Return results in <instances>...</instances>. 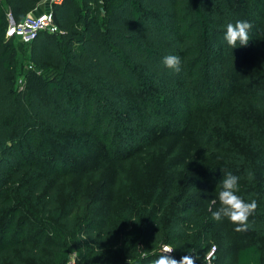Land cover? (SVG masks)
Returning <instances> with one entry per match:
<instances>
[{"label": "trees", "instance_id": "obj_1", "mask_svg": "<svg viewBox=\"0 0 264 264\" xmlns=\"http://www.w3.org/2000/svg\"><path fill=\"white\" fill-rule=\"evenodd\" d=\"M40 1L0 0V264H65L64 234L80 241L73 264L149 263L165 245L177 261L212 246L209 259L222 244L201 204L182 202L192 189L172 200L171 184L156 188L141 210L119 215L95 203L81 218L76 196L61 206L49 181L69 156L106 164L198 129L218 154L215 172L238 176V195L258 202L235 264H264V56L252 47L264 38V0H61L51 6L56 32L5 37L8 15L17 23ZM236 21L252 25V43L232 49L223 36ZM18 44L28 61L19 77ZM170 54L178 74L162 64ZM210 85L227 106L214 113L191 105ZM11 229L21 244L6 242Z\"/></svg>", "mask_w": 264, "mask_h": 264}, {"label": "rangeland", "instance_id": "obj_2", "mask_svg": "<svg viewBox=\"0 0 264 264\" xmlns=\"http://www.w3.org/2000/svg\"><path fill=\"white\" fill-rule=\"evenodd\" d=\"M249 42L252 43L250 36ZM252 47L259 55L264 56V38L262 36L252 43ZM17 48L16 73L19 77L28 68L27 46L18 44ZM220 91L222 92L221 86L218 88L212 87V85L204 87L202 98L197 96L196 101L191 105L211 113H214L217 108L220 111L223 109L222 107L226 106V103L224 106L220 104ZM200 113L201 111L196 113L194 118H198ZM201 116L202 120L210 119V115L206 117V112H203ZM186 123L191 129L189 122L186 121ZM198 130L192 135H189L191 130L189 133L185 130L180 137L170 135L159 140V146L155 147L152 152L144 153L134 150L127 157L106 164L90 163L69 156L64 161L67 164L63 163L57 171H53L49 181L55 185L58 202L61 206L64 205L69 194L76 196L78 216L81 218H86V213L90 209L89 205L95 203L97 205L96 212L106 210L119 215L120 211L127 206L134 211L141 210L139 205L144 206L151 199L156 188L171 184L174 190L172 200H178L186 189H192V193L184 196L182 202L192 200L201 204L200 212L203 215V221L212 225L215 240H220L219 243L222 246L219 248L218 243L213 242L212 245L216 244L217 251L209 259L212 246L209 248L210 251L208 250L205 254L191 252L187 256L193 259V264H235L237 250L251 243L252 238L245 232H235L233 230L235 226L227 219L221 221L212 219V213L220 207L218 193L226 174L215 172L218 154L209 153L212 150H207V146L201 143L199 134H195L198 133ZM58 154L59 157L64 158L66 151L60 149ZM40 219L41 222L47 221V217ZM62 240L68 250V259L65 264H73L80 241L75 236L67 234H64ZM6 242L21 244V234L18 235L14 229H11ZM161 252H163L162 247ZM15 255L17 256V252ZM4 258L1 259L2 264ZM158 258L155 257L149 263L145 261L144 264H153Z\"/></svg>", "mask_w": 264, "mask_h": 264}, {"label": "clouds", "instance_id": "obj_3", "mask_svg": "<svg viewBox=\"0 0 264 264\" xmlns=\"http://www.w3.org/2000/svg\"><path fill=\"white\" fill-rule=\"evenodd\" d=\"M252 25L248 21H236L228 23L223 39L227 45L234 49L239 46H247L249 43V30ZM163 66L171 73H179L181 70V59L176 55H167L162 60ZM252 174L249 173V178ZM239 177L228 172L221 183V190L218 193L220 207L212 213V219L221 221L227 219L229 223L234 225L235 232H245L249 230V217L252 216L257 207L258 202L254 198L246 201L238 195ZM175 249L170 245L163 246V252L153 264H193V259L189 256L182 257L179 261L171 257V253Z\"/></svg>", "mask_w": 264, "mask_h": 264}, {"label": "built area", "instance_id": "obj_4", "mask_svg": "<svg viewBox=\"0 0 264 264\" xmlns=\"http://www.w3.org/2000/svg\"><path fill=\"white\" fill-rule=\"evenodd\" d=\"M60 2L61 0H41L40 5H43V9L33 14L28 13L17 23H8L4 32L5 37L26 43L32 40L38 31L56 32L51 16V6Z\"/></svg>", "mask_w": 264, "mask_h": 264}, {"label": "crops", "instance_id": "obj_5", "mask_svg": "<svg viewBox=\"0 0 264 264\" xmlns=\"http://www.w3.org/2000/svg\"><path fill=\"white\" fill-rule=\"evenodd\" d=\"M41 9H43V5H40V3H39V4H37V6L33 9V11H31V13H32V14H33V13H36V12L40 11Z\"/></svg>", "mask_w": 264, "mask_h": 264}, {"label": "water", "instance_id": "obj_6", "mask_svg": "<svg viewBox=\"0 0 264 264\" xmlns=\"http://www.w3.org/2000/svg\"><path fill=\"white\" fill-rule=\"evenodd\" d=\"M8 23L11 24L13 23L12 20H11V17L8 15Z\"/></svg>", "mask_w": 264, "mask_h": 264}]
</instances>
